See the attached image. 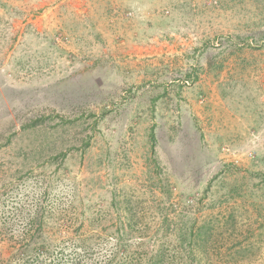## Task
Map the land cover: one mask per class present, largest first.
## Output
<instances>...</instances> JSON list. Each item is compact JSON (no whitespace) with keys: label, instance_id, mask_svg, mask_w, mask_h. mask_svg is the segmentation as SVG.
<instances>
[{"label":"rangeland","instance_id":"obj_1","mask_svg":"<svg viewBox=\"0 0 264 264\" xmlns=\"http://www.w3.org/2000/svg\"><path fill=\"white\" fill-rule=\"evenodd\" d=\"M125 247L264 264V0H0V264Z\"/></svg>","mask_w":264,"mask_h":264},{"label":"trees","instance_id":"obj_2","mask_svg":"<svg viewBox=\"0 0 264 264\" xmlns=\"http://www.w3.org/2000/svg\"><path fill=\"white\" fill-rule=\"evenodd\" d=\"M128 251V252H127ZM134 252H129V250L124 248L122 253L120 254V249L112 250V254L110 257L104 259L99 264H140V260L137 256L133 254ZM120 256V259L118 257ZM138 259V260H137ZM93 264H97L96 262ZM153 264V263H150Z\"/></svg>","mask_w":264,"mask_h":264}]
</instances>
